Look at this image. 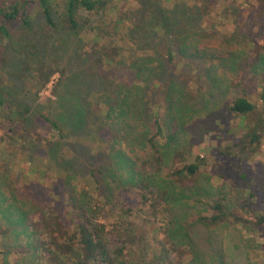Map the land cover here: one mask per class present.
<instances>
[{
    "label": "trees",
    "instance_id": "16d2710c",
    "mask_svg": "<svg viewBox=\"0 0 264 264\" xmlns=\"http://www.w3.org/2000/svg\"><path fill=\"white\" fill-rule=\"evenodd\" d=\"M163 1L173 2L172 7H165ZM219 1L135 0L139 7L123 11V7L118 5L119 0L118 3L117 0H0V130L3 132L0 152L6 161V165L0 164V171L7 169L11 176L13 164H9L5 157V144L8 147L10 142L20 158L18 166L38 173L40 183H27L25 186L29 192L20 196L16 195V183L9 185L10 177L4 178L0 174V240L9 239L11 243L16 237H26L27 240L22 249L10 250L19 255L21 260L18 264H199L182 230L196 225H202L208 232L248 224L264 227V182L260 189L248 190L245 202L237 203L235 197L229 195L214 196L197 180L206 162L195 151L198 148L181 147V150L168 154L159 144L160 140L169 139L167 129L172 135L170 141L176 138L180 123L178 117L188 110V100L196 98L195 80L201 81L205 78V70L224 61L230 63L233 78H239L241 74L251 75L257 87V98L251 100L247 94V78L240 85L235 80L224 81L228 88L244 87L242 96L233 99L229 105L231 113L241 118L240 130L246 131L245 138L240 139L237 147L242 148L243 153H254L261 147V133L264 132V116L260 113V110L264 112V43L221 37L216 31L218 26H226L230 20L221 22ZM255 1L256 4L248 9L254 10V22L258 24L264 21V0ZM225 13L232 14L231 9ZM107 14H116L117 18L107 22ZM96 18L100 19L93 22ZM86 27L94 44L90 52L81 45L69 46L67 42L66 46L73 47L70 56L76 61L91 64L92 83L97 88L89 94L90 106L102 124L120 111L126 115L124 123L129 124L124 130H109L107 141L102 139L104 127H92L95 131L91 135L106 158L104 166L88 163L86 169L99 195L103 193L104 186L110 184L116 187L115 192L108 194L110 200L115 199L118 192L137 190L141 204L146 207L145 223L149 225L161 217L159 222L163 226L160 230L164 238L154 246L148 243L144 229L137 223L125 222L126 234L120 227H116V233L121 239L126 236V240L122 246L112 249L108 240L111 233L99 218L101 207L97 210L94 201L85 195L80 200L67 195L69 209L76 213L77 218L73 231L67 229L54 209L45 208L38 199L37 186L46 185L49 167L43 164L35 169L33 163L27 161L33 160L36 151L30 149L28 159L25 156L28 143L37 142L44 146V155L36 154V158L53 162L59 171L72 170L67 146L66 154L57 155L67 142L64 135L66 125L62 121L75 113L88 123L83 112L89 110L83 98L79 99L75 110L70 109L69 113L59 111L60 107L69 108L67 96L75 95L76 91L71 86L78 85L79 79L76 75L67 77L66 67L54 66L44 55L51 51V47L63 50L69 36L80 35ZM62 36L64 39L59 41ZM145 36L152 38L139 42L140 39L145 40ZM123 42L135 48L154 47L150 53L162 55L163 71L173 75L171 70H174L183 76L185 83L183 91L179 92L182 96L177 99L167 75L155 77L158 79H154L151 88L159 109L170 117L167 121L170 128L165 126V129L160 112L153 115L155 134H151L148 128L134 126L132 90L145 85L147 80L141 78L140 66L126 69L132 77L120 73L121 63L125 60ZM11 53L17 58L14 69L9 66ZM4 67L8 77H4ZM146 73L149 81L152 72L147 70ZM56 75L60 77L53 85L52 94L54 98L61 99L60 104L54 110L52 107L59 101L48 99L50 106L47 108L37 105L42 92ZM130 80L133 81L131 89L128 88ZM17 81L20 87L15 86ZM62 87H65L64 96L60 94ZM148 105L147 110L153 113V106ZM130 116L133 118L129 123ZM39 122L46 124L47 132L58 135V141L53 142L43 135L38 130ZM64 174H59V181L63 180ZM241 177L246 179L244 173ZM21 181L24 183L23 177ZM174 188L178 193L177 199L172 198ZM103 199L108 201L106 197ZM177 204H186L191 210L180 218L174 211ZM121 211L127 218L131 210L122 208ZM0 264H4L1 256Z\"/></svg>",
    "mask_w": 264,
    "mask_h": 264
},
{
    "label": "rangeland",
    "instance_id": "374dc122",
    "mask_svg": "<svg viewBox=\"0 0 264 264\" xmlns=\"http://www.w3.org/2000/svg\"><path fill=\"white\" fill-rule=\"evenodd\" d=\"M116 2V0H114ZM162 1V0H161ZM118 3V0H117ZM246 3V4H245ZM165 7H172L173 2L168 4L163 1ZM256 4L255 0H220L219 1V11L221 22H226L230 20L226 26H218L217 33L226 39H236L239 42L251 39L254 44L264 43V21L256 24L254 22V10L250 11L248 8L251 5ZM120 7H123V11H129L136 9L138 6L135 0H129L123 2L119 0ZM139 7V6H138ZM231 9L232 14H227L225 11ZM107 22L114 21L117 18L116 14H107ZM98 19L96 18L97 22ZM91 26V23L88 27ZM94 26V25H92ZM81 30L80 35L69 36L64 42L63 50L57 49V47H51V51L44 55V58H48L49 62L56 67L63 68L66 67L67 77H73L76 75L79 79L78 85H73L72 88L75 89L76 93L74 96H67L69 98L68 106L69 108L60 107L59 111H64L69 113L71 110H75L78 107V101L83 98L86 99V106H88V111L84 110L83 118L80 120V116H76L75 113L69 114L63 119V124L66 125L65 128V138L67 142L60 147L58 156H63L68 152V160L72 161V170L68 172L59 171L53 162L47 161L44 158V162L41 158H36V154L44 155V146L36 143H28L25 156L29 159L31 155L30 149H36L34 153L33 160L29 159L28 162L33 163L35 169H39L43 164L48 166L46 171V185L42 187L37 186V191L39 195V200L43 203L45 208L54 209L62 218L67 229L73 231L74 221L76 218V213H72L67 204L68 196L73 195L76 199L80 200L82 195L87 198H91L94 201V207L100 212V220L107 224V229L110 231L111 235L108 236L109 245L112 249L122 246L126 240V236L122 239L116 233V227H120L123 233L126 234V227L129 223H137L140 228L144 229L145 235L148 238L147 241L150 245L154 246L158 242L163 241L164 236L161 234L160 228L163 224L160 221V216L157 222L151 221L149 225L145 223L146 219V207L141 204L140 196L137 190H130L128 192H118L115 199H109V192H115L116 187L113 184L109 186H104L103 193L99 195L95 189L94 183L89 177V173L86 169V165L90 163L92 166L99 165L104 166L103 160L106 158L104 152L99 150L96 141L92 137V133L95 129L92 127H104L105 133L103 135V141H107L109 130H124L127 129L129 124L124 123V112H118L113 114L108 118V122L102 124L101 118L96 114L95 110L90 106L89 94L92 90L97 88V86L92 83L94 82V77L91 74V64L89 62L76 61L75 58L70 56L71 48L69 46L81 45L85 47L87 52L92 50L94 44L91 43L92 36L88 34L87 28ZM123 33V32H122ZM123 34L120 33V37ZM150 36H145L141 41H147L151 39ZM64 36L59 38L62 41ZM118 39H120L118 37ZM122 39V38H121ZM106 41V40H105ZM103 45V44H102ZM150 46V44H149ZM122 48L125 51L124 63H121L122 68H120V73L128 75L127 71L129 66H140L141 78H146L147 82L145 85H140L132 90L131 97L132 108L135 112L134 126L145 127L150 129L151 134L156 133L154 128L153 115L160 112L162 115V121L164 127L170 128V124L167 122L170 117L167 116L164 110H160L155 102V92L151 89L154 83L155 77L162 78L166 76L172 82V92L175 95V99L182 96L179 92L183 91L184 78L181 74L176 73L171 70L173 75H168L167 70L163 71L165 66L164 59L160 53L154 55L150 53V49L154 47H131L129 44L123 42ZM158 48V47H155ZM128 50L133 51L132 53L127 52ZM158 51V50H157ZM159 51H161L159 49ZM11 59L9 62L10 69L17 65L16 56L11 53ZM131 56V57H129ZM127 64V66H126ZM3 68L4 77H8L7 68ZM119 68V67H118ZM14 69V68H13ZM127 69V70H126ZM186 69V68H185ZM231 65L228 62L220 61L216 65L204 71V76L201 81L199 79L195 80L196 85L193 86L194 91H196V98L188 100V110L183 111L182 115L178 118L180 119L179 130H177L176 138L172 141L170 134V129L166 130V135L169 139H163L159 141L161 147L166 149L168 154L174 151L181 150V147L193 148L196 147L195 151L201 154L202 159L206 162L201 169V174L198 175L197 180H200V185L204 189L214 194V196L229 195L234 196L237 203L245 202L248 197V190L260 189L259 187L264 182V132L261 133V147L258 148L254 153L247 152L243 153L242 148L237 147L240 143V139H244L246 131L240 130L241 118L231 113L229 110V105L232 100L238 96H242L244 87L239 86V88L227 87L224 83L225 79L235 80L238 85L247 78V94L251 100L257 98V87L254 78L249 75L243 74L240 77L233 78L231 74ZM149 70L152 72V76L148 81ZM162 70V75H161ZM6 71V72H5ZM132 73V72H130ZM59 75H56L52 83L45 89L41 94V99L37 100V105L47 108L49 107L48 99L53 101H59L56 103L54 108L60 104L61 99L54 98L52 94V88L54 83L59 79ZM183 78V79H182ZM68 80V79H67ZM67 80L64 85H66ZM133 81L130 80L128 88H132ZM19 81L15 83V86L20 87ZM188 86V85H187ZM241 87V88H240ZM65 87H62L60 94L64 96ZM199 94V95H198ZM67 100V99H66ZM151 104L153 107V113H150L147 108ZM144 105V106H143ZM57 108V107H56ZM71 109V110H70ZM192 110V111H190ZM49 110H46L47 112ZM59 113V112H58ZM126 113V112H125ZM179 113V112H177ZM263 114V110H260ZM82 116V114H79ZM166 115V116H164ZM172 113L170 116L172 117ZM123 116V119L120 118ZM133 117L130 116L129 123ZM123 120V121H122ZM93 126H89V125ZM38 130L43 134L52 139L53 142L58 141L59 136L53 132H47L46 124L39 122ZM99 132V131H98ZM3 132L0 130V136ZM250 140V139H249ZM248 140V141H249ZM8 143V142H7ZM12 143V142H11ZM6 146V154L8 163H12L11 176L7 172L8 170L0 171V174L8 179L9 185L11 183H16V195L25 196L30 189L26 188V184L37 185L39 183V174L31 170H23L18 166L20 158L17 156V152L14 150L13 145L8 143ZM40 145V146H39ZM67 146V149H65ZM197 154V153H196ZM0 164L6 165L2 153L0 152ZM33 167V166H32ZM65 173L63 180L59 181V174ZM241 173L246 175V179L241 177ZM24 178V183L19 180ZM40 184V183H39ZM9 188V186H8ZM7 188V189H8ZM43 188L45 191H43ZM177 191L173 189L172 198H176ZM103 197H106L108 201H105ZM100 206L98 207V204ZM92 208L93 211L96 210ZM130 209V215L127 218L123 217L121 209ZM163 210V209H162ZM191 210L186 204H177L175 206L176 214L182 218L187 212ZM147 225V226H146ZM131 230H134L130 228ZM182 235L187 239V244L191 246L192 253L199 259V264H264V227L257 228L253 224L246 226L237 227H224L220 228L214 232H208L202 225L191 226L185 231L182 230ZM11 243V240H0V256L2 263L4 264H18L20 262L19 255L11 253L10 250H19L26 245V237H21ZM13 247V248H12ZM4 253V254H3ZM21 264V263H20Z\"/></svg>",
    "mask_w": 264,
    "mask_h": 264
}]
</instances>
